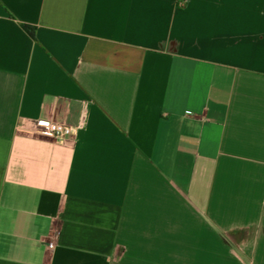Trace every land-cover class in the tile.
Segmentation results:
<instances>
[{"label": "crops", "instance_id": "1", "mask_svg": "<svg viewBox=\"0 0 264 264\" xmlns=\"http://www.w3.org/2000/svg\"><path fill=\"white\" fill-rule=\"evenodd\" d=\"M0 264H264V0H0Z\"/></svg>", "mask_w": 264, "mask_h": 264}, {"label": "built area", "instance_id": "2", "mask_svg": "<svg viewBox=\"0 0 264 264\" xmlns=\"http://www.w3.org/2000/svg\"><path fill=\"white\" fill-rule=\"evenodd\" d=\"M20 128L32 135L56 141L73 135L72 129L66 124L49 120L25 121L20 125ZM45 248L51 250L53 244L49 242Z\"/></svg>", "mask_w": 264, "mask_h": 264}, {"label": "trees", "instance_id": "3", "mask_svg": "<svg viewBox=\"0 0 264 264\" xmlns=\"http://www.w3.org/2000/svg\"><path fill=\"white\" fill-rule=\"evenodd\" d=\"M23 27V29L29 34V36L32 38V39H34V33H33V31L30 29V28H28L27 26H22Z\"/></svg>", "mask_w": 264, "mask_h": 264}]
</instances>
